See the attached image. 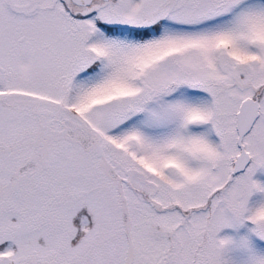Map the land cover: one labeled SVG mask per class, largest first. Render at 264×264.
<instances>
[{
  "label": "snow or ice",
  "instance_id": "6c2138e0",
  "mask_svg": "<svg viewBox=\"0 0 264 264\" xmlns=\"http://www.w3.org/2000/svg\"><path fill=\"white\" fill-rule=\"evenodd\" d=\"M0 264H264V0H0Z\"/></svg>",
  "mask_w": 264,
  "mask_h": 264
}]
</instances>
